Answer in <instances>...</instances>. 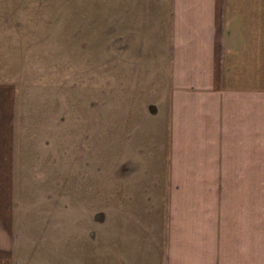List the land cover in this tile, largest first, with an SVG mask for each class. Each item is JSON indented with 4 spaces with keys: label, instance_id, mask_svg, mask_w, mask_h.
Here are the masks:
<instances>
[{
    "label": "crops",
    "instance_id": "0c3cea01",
    "mask_svg": "<svg viewBox=\"0 0 264 264\" xmlns=\"http://www.w3.org/2000/svg\"><path fill=\"white\" fill-rule=\"evenodd\" d=\"M118 2L117 121L110 57L102 89L74 68L53 244L23 226L18 76L0 69V264H264V0Z\"/></svg>",
    "mask_w": 264,
    "mask_h": 264
},
{
    "label": "rangeland",
    "instance_id": "374dc122",
    "mask_svg": "<svg viewBox=\"0 0 264 264\" xmlns=\"http://www.w3.org/2000/svg\"><path fill=\"white\" fill-rule=\"evenodd\" d=\"M121 24L118 0H0V69L18 76L15 130L24 149L18 164L28 204L19 211L26 231L45 228L40 244H53L60 147L63 177L69 179L72 70L89 66L91 80L102 89L101 61L110 57L111 117L117 121ZM41 217L50 224H32Z\"/></svg>",
    "mask_w": 264,
    "mask_h": 264
}]
</instances>
